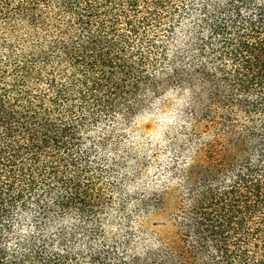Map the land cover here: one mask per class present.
<instances>
[{
  "label": "trees",
  "instance_id": "16d2710c",
  "mask_svg": "<svg viewBox=\"0 0 264 264\" xmlns=\"http://www.w3.org/2000/svg\"><path fill=\"white\" fill-rule=\"evenodd\" d=\"M169 92L178 202L138 251L163 194L106 154ZM0 264H264V0H0Z\"/></svg>",
  "mask_w": 264,
  "mask_h": 264
},
{
  "label": "rangeland",
  "instance_id": "374dc122",
  "mask_svg": "<svg viewBox=\"0 0 264 264\" xmlns=\"http://www.w3.org/2000/svg\"><path fill=\"white\" fill-rule=\"evenodd\" d=\"M184 104L185 96L176 92L165 94L132 118L126 126L116 130L115 133L121 136L119 148L117 152L106 154L108 162H122L120 168L114 167V175L110 177V182L120 185L118 194H163L162 206L133 225V232L139 230V224L147 230L144 243L137 244L138 251H142L143 247L154 248L155 235L172 229L171 218L177 207L179 193L177 182L171 174L172 162L177 156L173 145L183 142L189 130ZM186 160L187 156L183 157L180 166ZM150 237L152 240H149Z\"/></svg>",
  "mask_w": 264,
  "mask_h": 264
}]
</instances>
